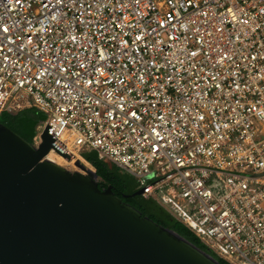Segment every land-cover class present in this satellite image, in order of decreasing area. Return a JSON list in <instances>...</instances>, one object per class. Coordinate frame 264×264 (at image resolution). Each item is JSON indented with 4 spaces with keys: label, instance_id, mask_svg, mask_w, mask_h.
Returning <instances> with one entry per match:
<instances>
[{
    "label": "built area",
    "instance_id": "2783aa9c",
    "mask_svg": "<svg viewBox=\"0 0 264 264\" xmlns=\"http://www.w3.org/2000/svg\"><path fill=\"white\" fill-rule=\"evenodd\" d=\"M34 108L228 264H264V0H0V112ZM90 166V164H88Z\"/></svg>",
    "mask_w": 264,
    "mask_h": 264
},
{
    "label": "water",
    "instance_id": "95a60500",
    "mask_svg": "<svg viewBox=\"0 0 264 264\" xmlns=\"http://www.w3.org/2000/svg\"><path fill=\"white\" fill-rule=\"evenodd\" d=\"M51 126L34 146L0 124V264H220L100 190Z\"/></svg>",
    "mask_w": 264,
    "mask_h": 264
},
{
    "label": "trees",
    "instance_id": "16d2710c",
    "mask_svg": "<svg viewBox=\"0 0 264 264\" xmlns=\"http://www.w3.org/2000/svg\"><path fill=\"white\" fill-rule=\"evenodd\" d=\"M45 119V115L34 108H26L16 112L8 110L0 112V124L21 136L28 143H32L37 126ZM81 157L94 169L97 176V186L100 190L111 186L115 196L135 208L142 216L147 217L159 226L176 232L202 251L209 253L220 264H228L206 248L192 232L167 214L155 201L145 199L143 196L133 195L138 187L134 186L130 178L121 173L113 164L98 159L96 155H81ZM86 167L89 168L88 165Z\"/></svg>",
    "mask_w": 264,
    "mask_h": 264
},
{
    "label": "rangeland",
    "instance_id": "374dc122",
    "mask_svg": "<svg viewBox=\"0 0 264 264\" xmlns=\"http://www.w3.org/2000/svg\"><path fill=\"white\" fill-rule=\"evenodd\" d=\"M12 107H13V103H11V102H8L7 103V108H9V110H12L11 112H16L17 110L16 109H12ZM46 117V116H45ZM79 155L81 156H83V155H89V156H93V155H96L95 154V152H93V151H90V150H81V152L79 153ZM77 159V158H76ZM78 160V159H77ZM85 166H87L86 164H84ZM89 166V165H88ZM89 168L91 169V170H94L91 166H89ZM126 175V174H125ZM129 178H130V180H131V183L134 185V186H139V182H138V180H136V179H134L133 177H131V176H129V175H127Z\"/></svg>",
    "mask_w": 264,
    "mask_h": 264
},
{
    "label": "crops",
    "instance_id": "0c3cea01",
    "mask_svg": "<svg viewBox=\"0 0 264 264\" xmlns=\"http://www.w3.org/2000/svg\"><path fill=\"white\" fill-rule=\"evenodd\" d=\"M38 127V126H37Z\"/></svg>",
    "mask_w": 264,
    "mask_h": 264
}]
</instances>
